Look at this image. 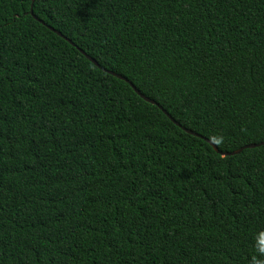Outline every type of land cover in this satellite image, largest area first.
I'll return each instance as SVG.
<instances>
[{
  "label": "trees",
  "instance_id": "trees-1",
  "mask_svg": "<svg viewBox=\"0 0 264 264\" xmlns=\"http://www.w3.org/2000/svg\"><path fill=\"white\" fill-rule=\"evenodd\" d=\"M107 71L260 144L264 0H0V264H264V145Z\"/></svg>",
  "mask_w": 264,
  "mask_h": 264
},
{
  "label": "water",
  "instance_id": "water-1",
  "mask_svg": "<svg viewBox=\"0 0 264 264\" xmlns=\"http://www.w3.org/2000/svg\"><path fill=\"white\" fill-rule=\"evenodd\" d=\"M33 2H34V0H32V4H33ZM31 8H32V5H31ZM30 15L33 17V18H35L34 17V15H33V12H32V9L30 10ZM40 23H42L41 21H39ZM44 26H46L44 23H42ZM50 31H52V32H54V33H56L58 36H60V37H63L60 33H58V32H56L55 30H53L52 28H50V27H47ZM65 39V38H64ZM66 41H68L69 42V40H67V39H65ZM70 43V42H69ZM79 52L82 54V55H84L90 62H92L95 66H97V67H99V65H98V63L97 62H95L93 59H91L89 56H87L84 52H82L80 49H79ZM104 70V69H103ZM104 71H106V70H104ZM108 72V71H107ZM109 74H111V75H113V76H115L116 78H118V79H120V80H122V81H125L130 87H131V89L140 97V98H142L145 102H147V103H150V104H152V105H155V106H157L158 107V109L159 110H161V112L173 123V124H175L176 126H178L179 128H181L184 132H186V133H188V134H190V135H194V136H196V137H198V138H201V139H203L207 144H209L211 147H212V149L217 153V154H220L222 157H225V156H233V155H236V154H239L241 151H243L244 149H251V148H256V147H259L260 145H264V141L263 142H261L260 144H248V145H246V146H244V147H242V148H240V149H238V150H236V151H233V152H223V153H221L219 150H218V148H217V146L216 145H214L210 140H208V139H205V138H203V137H201V136H199V135H197V134H195V133H193V132H191L190 130H187V129H185V128H183L182 126H180L176 121H174L173 119H172V117L166 112V111H164L160 106H158V104L156 103V102H154L153 100H150V99H148L147 97H145V96H143L134 86H133V84L132 83H130L128 80H126L124 77H122V76H120V75H117V74H114V73H112V72H108Z\"/></svg>",
  "mask_w": 264,
  "mask_h": 264
}]
</instances>
